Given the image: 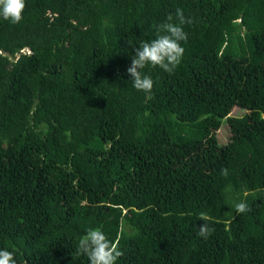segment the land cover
<instances>
[{
	"label": "trees",
	"instance_id": "16d2710c",
	"mask_svg": "<svg viewBox=\"0 0 264 264\" xmlns=\"http://www.w3.org/2000/svg\"><path fill=\"white\" fill-rule=\"evenodd\" d=\"M177 8L185 54L145 69L149 100L126 70ZM22 17H0V249L89 264L75 248L100 228L117 264H264V0H25Z\"/></svg>",
	"mask_w": 264,
	"mask_h": 264
},
{
	"label": "clouds",
	"instance_id": "9594fccd",
	"mask_svg": "<svg viewBox=\"0 0 264 264\" xmlns=\"http://www.w3.org/2000/svg\"><path fill=\"white\" fill-rule=\"evenodd\" d=\"M25 8V0H0V17L18 24L22 20ZM193 20L187 18L181 8H177L175 14H169L166 19L155 26L156 35L150 41H141L139 47H135L131 56V64L127 68V74L131 78L132 87L145 93L146 99L152 98L154 80L145 72L147 67L164 70L171 74L181 64L185 54V48L181 42H186L188 33L184 30L185 24H192ZM227 169H222V174L227 175ZM237 214L250 211L246 202L241 201L235 205ZM199 225L197 235L205 240L214 232L207 219ZM76 252L86 256L89 264H117L123 256L117 242L108 238L100 228H89L86 234L81 236ZM0 264H17L15 252L7 248L0 249Z\"/></svg>",
	"mask_w": 264,
	"mask_h": 264
},
{
	"label": "rangeland",
	"instance_id": "374dc122",
	"mask_svg": "<svg viewBox=\"0 0 264 264\" xmlns=\"http://www.w3.org/2000/svg\"><path fill=\"white\" fill-rule=\"evenodd\" d=\"M218 134L220 135L221 140H222V138H223L224 141L227 140V137H228V135H229V133H228V131H227L226 128H222V129L219 131Z\"/></svg>",
	"mask_w": 264,
	"mask_h": 264
}]
</instances>
